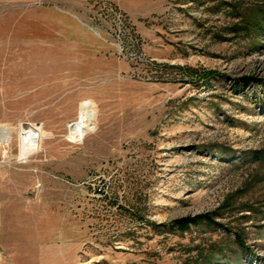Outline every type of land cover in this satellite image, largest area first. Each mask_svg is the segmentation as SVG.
I'll return each instance as SVG.
<instances>
[{
    "label": "rangeland",
    "instance_id": "obj_1",
    "mask_svg": "<svg viewBox=\"0 0 264 264\" xmlns=\"http://www.w3.org/2000/svg\"><path fill=\"white\" fill-rule=\"evenodd\" d=\"M0 126L2 264H264V0H0Z\"/></svg>",
    "mask_w": 264,
    "mask_h": 264
},
{
    "label": "bare ground",
    "instance_id": "obj_2",
    "mask_svg": "<svg viewBox=\"0 0 264 264\" xmlns=\"http://www.w3.org/2000/svg\"><path fill=\"white\" fill-rule=\"evenodd\" d=\"M93 117V114L88 112L85 109H81L79 111V116L78 119L71 123L69 125V127L75 131V132H79L80 134L85 133L86 128H87V124L86 122L91 120V118ZM0 143L1 144H6L8 142V140L11 138V131L8 130L6 127L4 126H0Z\"/></svg>",
    "mask_w": 264,
    "mask_h": 264
},
{
    "label": "trees",
    "instance_id": "obj_3",
    "mask_svg": "<svg viewBox=\"0 0 264 264\" xmlns=\"http://www.w3.org/2000/svg\"><path fill=\"white\" fill-rule=\"evenodd\" d=\"M198 219H203L205 221H209V222H212V223H216L213 220V218H211L208 215H200V216H195V217H183V218H180V219H176L174 223H175V225H178V226H182L184 228H187L188 227V224H190V223H196V221Z\"/></svg>",
    "mask_w": 264,
    "mask_h": 264
},
{
    "label": "crops",
    "instance_id": "obj_4",
    "mask_svg": "<svg viewBox=\"0 0 264 264\" xmlns=\"http://www.w3.org/2000/svg\"><path fill=\"white\" fill-rule=\"evenodd\" d=\"M0 264H2V259H1V255H0Z\"/></svg>",
    "mask_w": 264,
    "mask_h": 264
},
{
    "label": "built area",
    "instance_id": "obj_5",
    "mask_svg": "<svg viewBox=\"0 0 264 264\" xmlns=\"http://www.w3.org/2000/svg\"><path fill=\"white\" fill-rule=\"evenodd\" d=\"M0 137H1V136H0ZM8 141H9V140H8ZM7 143H8V142H7ZM7 143H6V144H7Z\"/></svg>",
    "mask_w": 264,
    "mask_h": 264
}]
</instances>
